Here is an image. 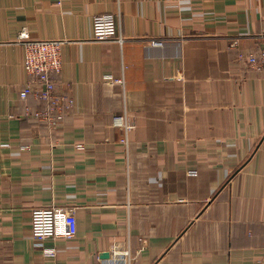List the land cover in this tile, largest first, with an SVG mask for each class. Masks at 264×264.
Returning a JSON list of instances; mask_svg holds the SVG:
<instances>
[{
  "label": "crops",
  "instance_id": "1",
  "mask_svg": "<svg viewBox=\"0 0 264 264\" xmlns=\"http://www.w3.org/2000/svg\"><path fill=\"white\" fill-rule=\"evenodd\" d=\"M23 29L66 42L57 130L25 117ZM263 48L264 0H0V264H264ZM48 208L75 238L34 241Z\"/></svg>",
  "mask_w": 264,
  "mask_h": 264
},
{
  "label": "built area",
  "instance_id": "2",
  "mask_svg": "<svg viewBox=\"0 0 264 264\" xmlns=\"http://www.w3.org/2000/svg\"><path fill=\"white\" fill-rule=\"evenodd\" d=\"M120 16V12L96 16L93 20L92 39L98 42L116 40L123 44L125 38L119 34ZM18 42L25 50L24 69L29 78L20 91V98L27 101L33 96L45 104L43 110L26 107L25 117L34 118L47 124L52 130H57L73 106L70 97L60 95L56 91L55 77L62 71V48L66 42L31 39L27 29L20 32ZM236 45L237 42L231 44V48ZM248 61L251 68L264 72V48L249 54ZM123 127L128 136L135 128V124L128 120L124 122ZM31 226L32 237L41 246L47 240L73 239L78 233L77 219L72 208L36 209L32 212ZM122 254L126 258L129 257L128 251ZM43 255L55 257L56 252L54 249H47L43 250Z\"/></svg>",
  "mask_w": 264,
  "mask_h": 264
},
{
  "label": "water",
  "instance_id": "3",
  "mask_svg": "<svg viewBox=\"0 0 264 264\" xmlns=\"http://www.w3.org/2000/svg\"><path fill=\"white\" fill-rule=\"evenodd\" d=\"M106 257H109V256L106 255Z\"/></svg>",
  "mask_w": 264,
  "mask_h": 264
}]
</instances>
